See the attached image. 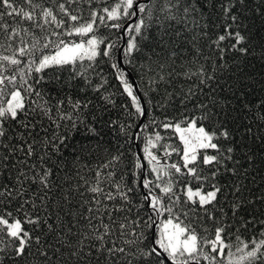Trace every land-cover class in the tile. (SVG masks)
Segmentation results:
<instances>
[{"label": "trees", "instance_id": "1", "mask_svg": "<svg viewBox=\"0 0 264 264\" xmlns=\"http://www.w3.org/2000/svg\"><path fill=\"white\" fill-rule=\"evenodd\" d=\"M42 2L47 7H56V0H42ZM60 2L66 3L73 14L81 16V22H88L92 10L101 12L104 8L111 9L118 0H92L91 4L87 0H74L70 5L67 0H60ZM229 3L232 6V14L237 17L236 23H232L230 17L225 18L222 11V6ZM17 7L26 6L23 5L22 0H18ZM196 7L197 13L188 18L186 23L181 22L183 12H180L176 20H165L163 14L157 10L155 15L161 17L159 21L155 17L146 18L148 28L144 36L147 38L137 37L132 31V26L138 22L142 14H138L136 20L130 21L124 28V39L121 28L132 16L121 17L118 21L106 20L104 23L97 21L94 31L83 36L49 37L52 43L48 48L41 49L44 55L57 48L59 39L66 42L87 41L95 36L102 42L98 45L99 54L94 60L85 58L77 59L67 65H53L41 73H33L29 78L28 82L32 84L34 92L40 93V96L25 92L26 102L30 107L27 120L21 117L22 123H34L38 138L45 135L49 138L61 136L64 138V143L59 144L57 141L59 145L57 152L49 150L50 159L47 160L46 166L53 169V175L50 177L51 190H44L47 191V197L41 201L39 197L44 193L39 190L38 185L26 182L25 195L11 202L5 201L3 205H0V211H11L14 217L21 220L25 219V213L32 216L38 214L42 219L47 218L53 225L52 232L48 231L47 225H43L42 230H34L30 224H24V227L34 235H40L43 241L53 246V249L60 247L57 233L60 237H65L67 227L77 221L79 223L72 228V231L78 232L87 223L81 217L88 215L102 216L103 222L108 224H112L113 220L118 223L127 220L129 230L134 226L131 222L139 220L141 222L135 224L136 232L146 237L143 243L149 244L156 237L153 235L155 229L148 220L149 212L146 206L142 207V193L146 191L145 189L136 188L132 197L133 204L129 206L130 211H112L116 207H121L123 202L119 199L108 201L104 200L102 195L96 196L95 199L101 201L99 213L95 212L97 205L94 194L87 189L96 186L97 171L102 173L101 187L104 194L115 193V184H119L121 188L132 187L134 183L139 184L141 169L135 168L138 158L135 141L142 151L146 138L157 132L163 139L152 150L154 154L162 164L179 162L178 153H173L170 157L164 155L165 146H168V151H171L172 147H182L178 136L173 130H165L159 125L165 122L166 118L179 120L184 114L201 115L200 110L194 106L202 103L208 105L215 114L211 121H202V123L209 130L223 125L229 131L230 140L225 141L221 138L219 143L223 147H235V159L242 165L239 175L222 174L213 181L223 188V192L219 194L221 203L217 205V208L223 207L226 213L223 219L230 226V230L226 233V243L229 245L227 254L223 258L218 257V260H221V264H228L229 261L236 264L242 254L238 251L243 247L241 241L248 243L252 240L264 239L261 235L264 233V120L260 119L264 116V0H242V2L240 0H199ZM3 21L11 27H16L18 18L5 15ZM194 21L207 27H195ZM112 23H119L121 27L112 28L110 27ZM228 24H231L229 29L231 32L239 31L245 37L235 49L232 48V45L236 43L234 37L220 42L219 47L213 43L219 35L225 34ZM22 26L27 25L22 24ZM53 30L66 32L68 29L48 27V32ZM165 30L167 34L161 43L158 37ZM32 31L41 38V44L47 42L43 39L48 35L47 32L39 29H32ZM205 32L207 35H204ZM133 37L137 39L139 49L131 57H125L123 49L127 46L128 40ZM26 39L29 43L32 42L31 37ZM7 44L6 35L0 37V52L12 54L13 49L7 48ZM109 44H115V47L110 49L111 55L105 57L102 50ZM240 48H246L247 52L239 51ZM220 49L225 50L223 59H221ZM119 51L124 67L136 81L141 105L145 110L137 133L136 125L141 116L135 114L131 98L123 91L116 78L118 73L112 67L113 64H118L124 71L125 78L132 85L126 70L118 63ZM21 59L27 63L33 57ZM23 66L22 64L21 67ZM201 66L209 74L215 72L216 79L201 85L198 76L188 78L186 74L197 72ZM5 74L12 73L8 71ZM161 76L163 79H160ZM98 85L102 86L99 91L96 90ZM189 89H193L196 95L186 105H182L181 101ZM133 92L137 95L134 90ZM103 97H108L109 100L106 101ZM76 101L81 102V107L78 109L72 107ZM85 104L87 107L83 106ZM37 105H43L49 109L51 119L43 115ZM61 114L70 116L71 119H61ZM145 125L148 127L145 128ZM122 127L124 131L121 130ZM249 127L251 132L248 131ZM89 128H94L95 132H90ZM20 131H23L22 126L11 125L9 136ZM13 139L15 142L18 137ZM8 142L5 139L4 143ZM2 152L3 148H0V153ZM37 153L43 155L40 152L39 143ZM249 154L253 157L252 163L247 160ZM22 156L23 153H19L16 157L17 161ZM113 156H119L120 159L112 161ZM144 161L143 179H154V176L149 174L150 166L146 160ZM28 163H38L37 156L32 157ZM108 163H111V167H102ZM109 172L113 175L107 176ZM0 173H2L0 183L6 182L5 177L12 175L3 169H0ZM237 184L240 187L239 192H235L234 185ZM156 191L158 192V189ZM23 200L29 202L17 212ZM32 201H35L37 208H33ZM233 203L241 204L235 216L230 210ZM104 205L107 206V211L112 213L111 217L105 214ZM89 207L94 209L92 213L88 212ZM215 215L219 218L222 214L216 211ZM98 223V220L93 221L94 225ZM207 226L214 230L211 221ZM113 228V233L106 238L109 246L112 241H115L118 247L125 246L124 238L119 235L120 230L115 225ZM78 238V236L70 237L73 244H76ZM84 243L88 244L89 241ZM53 249L48 251V260L44 261L35 255L36 248L32 247L30 254L19 264H65V260L68 259V249H61L64 255L54 252ZM84 251L87 253L88 248L85 247ZM123 260L124 258L119 254L113 259L106 253H94L90 258L85 259L84 264H123ZM70 264H75L74 258ZM202 264L206 262L202 261Z\"/></svg>", "mask_w": 264, "mask_h": 264}, {"label": "snow or ice", "instance_id": "2", "mask_svg": "<svg viewBox=\"0 0 264 264\" xmlns=\"http://www.w3.org/2000/svg\"><path fill=\"white\" fill-rule=\"evenodd\" d=\"M22 2L26 7H17L18 0H0V37L6 35L7 48L13 49L12 54L0 52V148H3V152L0 153V169L12 173V175L5 177L6 182L0 183V205H3L5 201L11 202L22 198L27 191L24 188L26 182L38 185L39 190L44 193L43 196L39 197L43 201L47 197V191L44 190H51L52 187L50 177L53 175V169L46 166L47 160L50 159L49 150L57 152L59 151L57 141L59 144L64 143V138L61 136L49 138L45 135L38 138L34 123H22L21 117L27 120L30 107L26 102L25 92L40 96V93L34 92L32 84L28 82L29 78L32 77L33 73H41L53 65H67L77 59L83 60L85 58L94 60L99 54L98 45L102 42L97 40L95 36L87 40V46L84 43H68L59 39L55 54L44 55L41 49L50 46L52 40L49 37L83 36L94 31L97 21L100 23H104L106 20L118 21L121 17L142 14L138 22L132 26V31L136 33L137 37L147 38L144 36L145 30L148 28L146 18L155 17L159 21L161 17L155 15L158 10L163 14L165 20H176L180 12H183L181 22L186 23L188 18L197 13L196 5L199 0H144V2L141 0H118V3L111 9L104 8L101 12L92 10L88 22H81L82 17L73 14L66 3L60 2V0H56L55 8L45 6L42 0L41 2L22 0ZM73 2L74 0H67L69 5ZM87 2L91 4L92 0H87ZM222 11L225 18L230 17L231 22L236 23L237 17L232 14L231 3L223 5ZM5 15L18 18L17 26L11 27L4 22L3 17ZM22 24L27 26H22ZM194 25L200 28L207 27V25H201L195 21ZM49 26H54L55 29L68 30L66 32L54 30L48 32ZM159 26L162 27V25ZM110 27L118 29L121 25L112 23ZM230 28L231 24H228L225 28V34L219 35L213 41L217 47H219L220 42L229 37L235 38L236 43L232 45L233 49L244 41L245 37L239 31L233 33L229 30ZM32 29L47 32L48 35L43 37L47 42L41 44V38H38ZM166 34L165 30L159 35L158 38L161 43H163ZM204 35L207 33L205 32ZM27 37L32 38L31 43L28 42ZM18 40L19 43H17ZM14 45L15 47H13ZM114 47L115 44H109L102 50L103 56L109 57L111 55L110 49ZM138 49L137 39L135 37L130 38L127 46L123 49L124 56L131 57ZM220 51L221 59H223L225 50L220 49ZM239 51L246 53L247 49L240 48ZM25 57H33V59L25 63L21 59ZM22 64L23 67H21ZM112 67L118 73L116 78L119 80L123 91L131 98L135 114L143 116L145 110L141 105L140 98L134 94L133 87L125 78L124 71L120 69L118 64H113ZM8 71H11L12 74L6 75L5 72ZM186 75L188 78L198 76L201 85H206L207 82L216 79L215 72L209 74L203 66L197 72ZM160 79H163V76ZM100 87L102 86L98 85L96 90L99 91ZM200 91L202 93L203 89L201 88ZM195 95L196 92L189 89L181 104L186 105ZM103 99L109 100L108 97H103ZM83 106L87 107L86 104ZM37 107L43 115L51 119L49 109L43 105H37ZM72 107L74 109L80 108L81 102L76 101ZM194 107L200 110L201 115L184 114L179 120L166 118L165 122L159 125L165 130H173L178 136L182 147H172L171 151H168V146H165L164 155L170 157L173 153H178L179 162L162 164L157 155L154 154L152 150L163 139L161 134L157 132L146 138L145 146L142 149L143 159L150 166L149 174L154 176V179H140L139 184L134 183L132 187L125 188L115 184V193L104 194L101 187L102 173L97 171L96 186L87 189L94 194L97 205L95 212L97 213L100 212L101 201L95 199L96 196L102 195L104 200L115 201L119 199L123 202L121 207H116L112 211H130L129 206L133 204L132 197L136 188L145 189L146 191L142 193V207L146 206L149 212L148 220L151 221V226L155 229L153 235L156 238L154 240L149 244L143 243L146 237L138 234L135 228V224L141 222L139 220L132 221L134 226L129 230L127 220L119 223L113 220L112 224H108L103 222L102 216L88 215L81 217L87 223L78 232L72 231V228L78 225L79 222L77 221L67 227L65 237H60L57 233L60 247L53 249V246L43 241L40 235H34L33 232L24 227V224H30L34 230H42V226L47 225L48 231L52 232L54 231L53 225L48 222L47 218L42 219L38 214L32 216L25 213V219L21 220L14 217L11 211H0V264H19L30 254L32 247L36 248L35 255L44 261L48 260L50 249H53L54 252H60L61 255H64L61 252L62 248L68 249V259L65 260V264H70L73 258L75 264H84L85 259L90 258L94 253H106L108 257L113 259L119 254L124 258L123 264H202V261L206 264H221L218 257L223 258L227 254L226 250L229 245L226 243V233L230 230V226L223 219V216L226 215L223 207L217 208V205L221 203L219 194L223 192V188L213 181H216L222 174L239 175V169L242 165L239 160L235 159V147H223L219 143L221 138L225 141L230 140L229 131L223 125L209 130L202 123V121H211L215 115L208 108V105L200 103ZM60 118L71 119L70 116L63 114ZM260 119L264 120V116H261ZM11 125L22 126L23 131L13 133V136L10 137ZM144 127L147 128L148 126L145 125ZM121 130L124 131L123 127ZM89 131L94 133L95 129L89 128ZM248 131L251 132L250 127ZM14 137H18L15 142ZM5 139L9 142L4 143ZM38 143L43 155L37 153ZM19 153H23V156L17 161L16 157ZM34 156H37L38 163L29 164L28 161ZM119 159V156L112 157V161ZM247 160L249 163L254 162L250 154L247 156ZM25 166H27V170H25ZM102 167L109 168L111 163L104 164ZM135 168H143L139 158H137ZM112 175L111 172L107 174V176ZM234 188L235 192L240 191L238 184L234 185ZM28 202V200H23L16 211H21L24 204ZM32 206L34 209L37 208L35 201H32ZM103 207L105 214L111 217L112 213L107 211V206L104 205ZM240 207V203L231 205L230 210L233 216L236 215ZM93 211V208H88L89 213ZM216 211L222 214L221 217L218 218L215 215ZM94 220H98L99 223L94 225ZM209 221L214 225V230L207 226ZM113 225L120 230L119 235L124 238L125 246L118 247L115 241H112L111 246H109V241L106 238L113 233ZM261 235L264 236V233ZM77 236L79 238L76 240V244H73L70 237ZM85 241H89V243L85 244ZM241 243L243 247L239 248L238 251L242 254L236 264H264V239L252 240L248 243L241 241ZM85 247L88 248L87 253L84 251ZM228 264H232V261H229Z\"/></svg>", "mask_w": 264, "mask_h": 264}, {"label": "rangeland", "instance_id": "3", "mask_svg": "<svg viewBox=\"0 0 264 264\" xmlns=\"http://www.w3.org/2000/svg\"><path fill=\"white\" fill-rule=\"evenodd\" d=\"M80 41H82V40L76 41V42H74V43H78V42H80ZM82 43H84L85 46H87V42H86V41H84V42H82ZM56 50H57V48H56ZM56 50H54L53 52H50V53H48V54H46V55H54L55 52H56ZM157 227H158V226H157Z\"/></svg>", "mask_w": 264, "mask_h": 264}, {"label": "water", "instance_id": "4", "mask_svg": "<svg viewBox=\"0 0 264 264\" xmlns=\"http://www.w3.org/2000/svg\"><path fill=\"white\" fill-rule=\"evenodd\" d=\"M135 18V16L132 18V19H134ZM126 25V24H125ZM119 62L121 63V60L119 59ZM130 76V78H131V80H132V82H133V85H134V88L137 90V86H136V84H135V82H134V80H133V78L131 77V75H129ZM143 117V116H142Z\"/></svg>", "mask_w": 264, "mask_h": 264}]
</instances>
